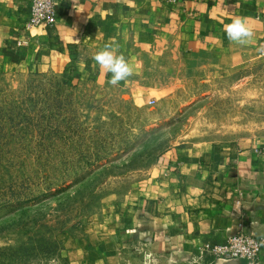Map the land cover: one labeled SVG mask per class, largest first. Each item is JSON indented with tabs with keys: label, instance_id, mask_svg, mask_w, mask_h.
<instances>
[{
	"label": "crops",
	"instance_id": "crops-1",
	"mask_svg": "<svg viewBox=\"0 0 264 264\" xmlns=\"http://www.w3.org/2000/svg\"><path fill=\"white\" fill-rule=\"evenodd\" d=\"M238 17L252 33L243 43L225 30ZM56 18L28 30L29 0H0V75L111 83L113 74L94 59L107 48L131 68L114 85L135 98L134 91L169 85L151 77L186 62L264 55V0H57ZM115 198L64 240V264H195L202 247L235 233L264 243V146L171 145ZM198 262L245 264L210 255Z\"/></svg>",
	"mask_w": 264,
	"mask_h": 264
},
{
	"label": "rangeland",
	"instance_id": "rangeland-1",
	"mask_svg": "<svg viewBox=\"0 0 264 264\" xmlns=\"http://www.w3.org/2000/svg\"><path fill=\"white\" fill-rule=\"evenodd\" d=\"M151 79L169 85L134 98L111 83L0 75V264H64V240L171 145L264 146L263 54Z\"/></svg>",
	"mask_w": 264,
	"mask_h": 264
},
{
	"label": "built area",
	"instance_id": "built-area-1",
	"mask_svg": "<svg viewBox=\"0 0 264 264\" xmlns=\"http://www.w3.org/2000/svg\"><path fill=\"white\" fill-rule=\"evenodd\" d=\"M30 19L26 29L32 27H52L57 23V0H29ZM152 103V102H150ZM264 243L250 234L240 232L229 236L223 245H205L199 251L198 259L210 255L215 259L239 260L245 264H259L260 253ZM198 259L195 264L199 263Z\"/></svg>",
	"mask_w": 264,
	"mask_h": 264
},
{
	"label": "clouds",
	"instance_id": "clouds-1",
	"mask_svg": "<svg viewBox=\"0 0 264 264\" xmlns=\"http://www.w3.org/2000/svg\"><path fill=\"white\" fill-rule=\"evenodd\" d=\"M226 34L231 41L243 43L252 35L242 18H236L232 23L225 26ZM95 61L104 69L113 74L111 83L115 84L125 79L131 73V68L123 58L116 56L110 49H105L96 54Z\"/></svg>",
	"mask_w": 264,
	"mask_h": 264
}]
</instances>
